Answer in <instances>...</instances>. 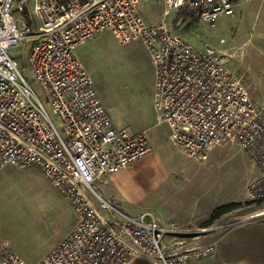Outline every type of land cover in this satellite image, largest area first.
I'll return each instance as SVG.
<instances>
[{
	"label": "built area",
	"instance_id": "2783aa9c",
	"mask_svg": "<svg viewBox=\"0 0 264 264\" xmlns=\"http://www.w3.org/2000/svg\"><path fill=\"white\" fill-rule=\"evenodd\" d=\"M152 0H0V169L36 168L62 197L74 222L38 264H192L211 257L212 244L186 246L200 236L149 211L130 215L97 196L92 184L135 164L151 150L146 131L115 127L76 49L102 33L119 45L139 43L153 71L155 126L195 163L235 145L256 170L243 191L248 203L264 200V103L255 104L236 72L212 48L196 50L167 19L189 11L212 25L219 16L264 0H159L150 24L141 7ZM24 18V20H23ZM29 46L31 78L44 91L51 114L24 79L9 51ZM210 231V230H209ZM0 264H26L0 242Z\"/></svg>",
	"mask_w": 264,
	"mask_h": 264
},
{
	"label": "rangeland",
	"instance_id": "374dc122",
	"mask_svg": "<svg viewBox=\"0 0 264 264\" xmlns=\"http://www.w3.org/2000/svg\"><path fill=\"white\" fill-rule=\"evenodd\" d=\"M159 2H146L141 14L150 24L161 16ZM24 20V18H23ZM177 15L167 19L175 25ZM187 24L175 31L195 49H214L224 64L241 77L252 101L264 103V7L257 1L241 6L234 16H219L213 26ZM173 29V30H174ZM115 127L146 131L151 150L132 164L92 184L97 196L119 211H149L162 223L177 222L183 230L219 233L231 226L264 217V200L248 203L243 191L256 170L235 145L218 147L206 161L195 163L174 148L165 125L155 126L152 108L153 71L139 43L119 45L108 33L76 49ZM56 128L61 127L47 105L44 91L30 76L29 46L9 51ZM238 208L216 217L219 208ZM73 214L62 197L33 168L0 169V242H7L26 264H38L69 233ZM210 230V231H209ZM193 238H186V246Z\"/></svg>",
	"mask_w": 264,
	"mask_h": 264
},
{
	"label": "crops",
	"instance_id": "0c3cea01",
	"mask_svg": "<svg viewBox=\"0 0 264 264\" xmlns=\"http://www.w3.org/2000/svg\"><path fill=\"white\" fill-rule=\"evenodd\" d=\"M151 2L160 3L159 0H152ZM257 10H259L258 2ZM179 19L183 18L180 17ZM183 24L188 25L189 22L183 21ZM182 39L191 43L184 37ZM198 50H201V48ZM30 168L35 169L40 174L36 168ZM209 244H212L214 247L213 255L197 260L192 264H264V217L231 226L219 233L207 232L206 234H201L199 237L191 240V243L187 244V247ZM129 264L150 263L136 258L131 260Z\"/></svg>",
	"mask_w": 264,
	"mask_h": 264
},
{
	"label": "trees",
	"instance_id": "16d2710c",
	"mask_svg": "<svg viewBox=\"0 0 264 264\" xmlns=\"http://www.w3.org/2000/svg\"><path fill=\"white\" fill-rule=\"evenodd\" d=\"M59 1L61 3H66V2H68L70 0H59ZM77 1H79L80 3H83L86 0H77ZM180 17L183 18V21L184 22H189V24L186 27V31L191 30L195 26V24L197 23V18L193 15V13H191L189 11L180 12L177 15V20ZM237 208H238V205H235V204H231V205H228V206L221 207V208L218 209L215 218H218V216H221L223 214H226V213H228V212H230L232 210H235Z\"/></svg>",
	"mask_w": 264,
	"mask_h": 264
}]
</instances>
